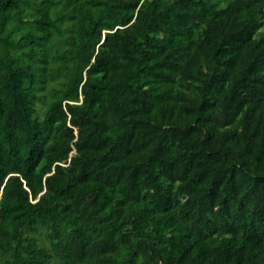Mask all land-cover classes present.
<instances>
[{"label": "trees", "instance_id": "1", "mask_svg": "<svg viewBox=\"0 0 264 264\" xmlns=\"http://www.w3.org/2000/svg\"><path fill=\"white\" fill-rule=\"evenodd\" d=\"M224 2L0 0V264H264V0Z\"/></svg>", "mask_w": 264, "mask_h": 264}, {"label": "rangeland", "instance_id": "2", "mask_svg": "<svg viewBox=\"0 0 264 264\" xmlns=\"http://www.w3.org/2000/svg\"><path fill=\"white\" fill-rule=\"evenodd\" d=\"M219 3L221 5H223L225 2L224 0H218ZM260 32L264 34V25L263 27L260 29ZM1 44V42H0ZM66 47V45L62 46V50ZM59 61L56 60L52 63L53 67H58L59 69L52 72V76H49L48 78H46V80H44L43 82H39L37 83L38 85V89H37V93H39V95H42V100L38 101L36 103V115L38 117H42L44 110H45V105L46 102L48 100L51 99V91L53 89V87H58L61 83V81L64 80L65 76H64V68L63 67H59ZM44 170L49 171L50 169L48 168V166L43 167ZM62 228V225L58 226V229L60 230ZM24 232V236L26 237V241H33L35 242V244L38 247H44L46 248L50 253H52L51 250V245L50 242L52 240H55L56 242L59 243V239L57 238H48L45 231L41 228H37L36 230H31L29 227H25L23 229ZM48 264H58V260L56 259V257H54L52 255V258L50 259Z\"/></svg>", "mask_w": 264, "mask_h": 264}]
</instances>
